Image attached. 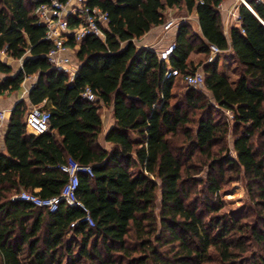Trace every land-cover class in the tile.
Segmentation results:
<instances>
[{
	"label": "trees",
	"instance_id": "16d2710c",
	"mask_svg": "<svg viewBox=\"0 0 264 264\" xmlns=\"http://www.w3.org/2000/svg\"><path fill=\"white\" fill-rule=\"evenodd\" d=\"M223 1L87 0L109 22L104 37L67 41L79 64L71 79L48 60L53 43L37 23L40 1L0 0V50L23 59L17 71L0 59V95L37 76L0 139V264H264V0H247L252 9L239 0L228 32ZM167 8L198 21L179 23L165 59L135 40L163 25ZM211 44L221 52L209 62ZM193 53L203 60L194 64ZM228 53L234 78L219 64ZM198 70L211 96L186 83ZM86 87L94 100L83 96ZM45 101L49 129L28 132L26 114ZM103 105L115 118L104 136L109 148L100 142ZM69 158L92 166L93 175L80 174L77 197L93 225L78 205L62 201L51 212L17 198L59 195ZM235 181L251 201L240 216L223 212Z\"/></svg>",
	"mask_w": 264,
	"mask_h": 264
},
{
	"label": "built area",
	"instance_id": "2783aa9c",
	"mask_svg": "<svg viewBox=\"0 0 264 264\" xmlns=\"http://www.w3.org/2000/svg\"><path fill=\"white\" fill-rule=\"evenodd\" d=\"M39 5L36 8L37 23L44 25L46 28L45 39L53 43V47L47 53V57L51 65L59 71H63L73 79L77 75L78 65L73 63L74 48L67 44V41L74 40L79 43L87 36L104 37V28L109 22L107 12L100 7H91L87 4V0H38ZM244 1V0H243ZM246 5L251 8L247 1ZM252 9V8H251ZM76 16L80 22L76 26H70L69 18ZM183 18L180 21L175 18H169L162 25L163 30L167 31L177 27L180 22L186 21ZM170 50L161 54L162 58L169 56ZM221 49L215 45H210V54L208 61H213ZM172 71L171 73H175ZM185 81L188 86L200 88L204 87V75L201 71L190 73L185 76ZM89 100L96 98L95 93L90 87H86L83 94ZM7 110L0 109V134L7 122ZM51 111L44 108L43 105H33L25 116L27 131L33 134H40L49 129V121ZM61 169L68 173L69 178L64 185L61 193L53 197H42L36 193L22 191L17 195V198L23 201L31 202L32 204L55 212L62 201L70 206H80L87 214L83 221L93 225L87 207L78 200L77 190L79 187L80 174L93 175L91 165H83L73 158L61 165ZM77 222H72L74 227Z\"/></svg>",
	"mask_w": 264,
	"mask_h": 264
},
{
	"label": "crops",
	"instance_id": "0c3cea01",
	"mask_svg": "<svg viewBox=\"0 0 264 264\" xmlns=\"http://www.w3.org/2000/svg\"><path fill=\"white\" fill-rule=\"evenodd\" d=\"M238 4H239V0H224L220 4V9L224 17L225 25L228 28L231 24L237 23V19L239 16ZM177 9L178 8H167L165 12L167 14H172ZM183 10L184 12H186L185 9ZM191 14L192 16H195V20L198 21L196 14L195 13H191ZM176 30H177V27H174V28H171L170 30L165 31L163 30L162 25L155 26L150 31L145 33L143 36L136 39L135 42L138 46H145V47H150V48L155 49L158 52V54L161 56V54L171 49V46L175 41ZM73 56H74L73 63L77 64L79 68V64L76 59V56L74 54ZM0 59L12 65L15 71L19 70L23 64V59L15 60L11 57H7L6 59H3L0 57ZM36 81H37V76H31L23 82L20 90L12 94H5V96L0 95V109L9 110L10 112L18 100L20 99L28 100V94H29L30 88L36 83ZM45 104L49 105L50 103L45 101L41 105L44 106ZM9 116L10 114H8L7 122L5 123V127L0 134L1 141L7 129ZM102 120H103V133L100 137V142L103 146L109 148L111 144L105 141L104 136L106 132L115 123V118H114L112 107H107L103 105Z\"/></svg>",
	"mask_w": 264,
	"mask_h": 264
},
{
	"label": "rangeland",
	"instance_id": "374dc122",
	"mask_svg": "<svg viewBox=\"0 0 264 264\" xmlns=\"http://www.w3.org/2000/svg\"><path fill=\"white\" fill-rule=\"evenodd\" d=\"M175 18L176 20H181L183 18H187V21H190L195 26L197 25V21L195 20V16H192L191 13L184 12L183 8H178L172 14H167V20L169 18ZM225 31L228 32V27L225 25ZM75 55V50L73 52ZM0 57L6 59L8 56L2 50H0ZM74 57V56H73ZM204 58L203 54L193 53L191 55V59L193 60L194 64H198ZM208 60V59H207ZM220 66L222 67L223 71H225L230 77L234 78V60L232 56L228 53L223 55L219 61ZM200 71V70H199ZM181 84L183 86H187V84L181 80ZM199 89L205 90L204 87H200ZM206 93L210 95L208 91L205 90ZM5 96V95H4ZM228 119L232 118L231 112L226 110H221ZM7 114H10L9 110H7ZM8 116V115H7ZM228 144L230 147V153L235 154L233 151V143H232V136L229 134L228 136ZM205 173L202 174L204 176ZM223 199L225 201V206L223 208V212H227L232 216H240L245 214L251 208V201L247 193L246 186L243 181H235L230 183L226 187V191L223 193Z\"/></svg>",
	"mask_w": 264,
	"mask_h": 264
},
{
	"label": "water",
	"instance_id": "95a60500",
	"mask_svg": "<svg viewBox=\"0 0 264 264\" xmlns=\"http://www.w3.org/2000/svg\"><path fill=\"white\" fill-rule=\"evenodd\" d=\"M244 1H247V0H244Z\"/></svg>",
	"mask_w": 264,
	"mask_h": 264
}]
</instances>
